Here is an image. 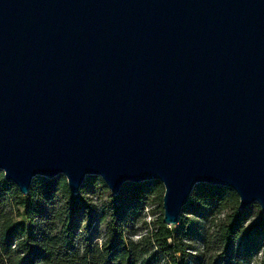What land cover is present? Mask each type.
I'll return each mask as SVG.
<instances>
[{
    "label": "water",
    "instance_id": "95a60500",
    "mask_svg": "<svg viewBox=\"0 0 264 264\" xmlns=\"http://www.w3.org/2000/svg\"><path fill=\"white\" fill-rule=\"evenodd\" d=\"M0 170L157 180L167 225L198 183L264 218V0H0Z\"/></svg>",
    "mask_w": 264,
    "mask_h": 264
},
{
    "label": "trees",
    "instance_id": "16d2710c",
    "mask_svg": "<svg viewBox=\"0 0 264 264\" xmlns=\"http://www.w3.org/2000/svg\"><path fill=\"white\" fill-rule=\"evenodd\" d=\"M92 178L98 180V177ZM83 188L84 185L73 195L63 175L51 179L36 176L24 195L0 173V190L7 189L14 206L22 208L23 218V221L15 222L10 213L0 212V264H160L159 253L165 255L167 262H175L176 254L183 251L184 248L180 247L182 237L172 230V226L163 223L162 216L142 242L143 246L152 245L155 251L143 247L139 250L125 236L124 228L131 210L143 206L152 195L160 196L162 200L164 188L157 180L124 183L118 195L111 196L110 214L107 215L106 211L99 213L100 222L107 220V237L103 247L91 248L88 239L81 244L78 237L87 233L95 212L94 206L84 201ZM58 193L66 199V203L60 209L50 211ZM121 197L123 200H120ZM227 209L229 213L216 234L220 255L212 264H231L236 253L233 249L236 240L243 239L263 225L264 219L244 230L243 225L251 216L249 207L238 209V196L231 188L206 183L194 186L187 204L182 208L202 218ZM80 211L86 214V224L84 231L78 233L76 221ZM180 220L184 223L186 218L181 216ZM183 238L188 237L184 235ZM261 264H264V259Z\"/></svg>",
    "mask_w": 264,
    "mask_h": 264
},
{
    "label": "rangeland",
    "instance_id": "374dc122",
    "mask_svg": "<svg viewBox=\"0 0 264 264\" xmlns=\"http://www.w3.org/2000/svg\"><path fill=\"white\" fill-rule=\"evenodd\" d=\"M0 173L3 172L0 170ZM83 183V199L94 206L95 212L90 228L87 233L80 234L78 241L83 244L85 239H88L91 243V248L94 246L102 248L107 237V220L100 222L99 213L106 211L107 215L110 214L112 194L100 177L97 180L93 179L92 176H86ZM120 200H123V198L121 197ZM65 203L66 199L61 194H56L50 211L52 209H60ZM249 209L251 216L244 223V230L256 225L260 219H264L256 203L249 206ZM0 212L10 213L15 222L23 221L22 208L14 206V202L9 198L7 189L5 191L0 190ZM162 212V200L157 195L149 196L143 206L129 212L124 233L126 237L139 247V250L142 247L149 248L151 252L156 250L150 244L143 246L142 242L153 229V224L162 216ZM228 213L229 210L227 209L220 214L202 218L189 210H181V216L185 217L186 221L182 223V220H180L177 224L169 226H172V230L179 234L180 238L182 237V245L180 247L184 249L176 254L175 262H167L165 255L159 253L158 260L160 264H212L217 256L220 255L216 234ZM76 223L77 232H83L86 224V214L80 211L77 215ZM184 235L188 238L184 239ZM233 249L236 253L232 258L231 264H261L264 259V223L249 232L243 239L238 238Z\"/></svg>",
    "mask_w": 264,
    "mask_h": 264
}]
</instances>
